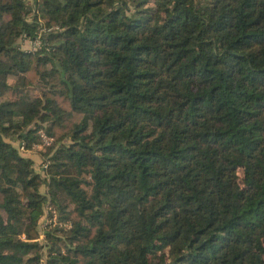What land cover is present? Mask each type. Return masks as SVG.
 Listing matches in <instances>:
<instances>
[{
  "label": "trees",
  "instance_id": "16d2710c",
  "mask_svg": "<svg viewBox=\"0 0 264 264\" xmlns=\"http://www.w3.org/2000/svg\"><path fill=\"white\" fill-rule=\"evenodd\" d=\"M42 259L264 264V0H0V264Z\"/></svg>",
  "mask_w": 264,
  "mask_h": 264
},
{
  "label": "rangeland",
  "instance_id": "374dc122",
  "mask_svg": "<svg viewBox=\"0 0 264 264\" xmlns=\"http://www.w3.org/2000/svg\"><path fill=\"white\" fill-rule=\"evenodd\" d=\"M6 18H8V15L6 16ZM32 41H34V40H31L29 38L20 37L17 40V43H19V45L23 49H28V50H33V51L38 50L41 44L35 49V45L33 44ZM16 78H17L16 76H9L8 79H9V81L14 82ZM32 89L33 90H28V89L23 88L22 90L19 91L18 97L19 96L21 97V96L27 95V94H29V95L32 94L33 95L34 92L37 91V87L36 88H32ZM34 103H35V104H33L34 106L35 105L38 106V101L37 100H35ZM80 117H81V115L79 113H75L74 114V119L75 120H79ZM40 130H41V132H44V133L46 132L47 133V131L45 130L44 127L39 128L38 131H40ZM52 144H53V142L50 145L46 144V145H43L41 147L37 146V147H35L33 152L32 151L31 152L30 151L26 152L28 154L32 153V155L34 156L35 167L38 170V172H40L42 177H44L46 175V173H45L46 169L45 168L49 164V159L48 158H44L43 152L50 150ZM240 175L242 176V170H240ZM41 190L43 192H46L47 191V186L46 185H42L41 186ZM63 198L65 200L69 201L68 197H66L64 194H63ZM70 206H73V205L71 204ZM58 219H59V209L57 208V206L51 200H49L47 202L46 206H45V214L41 217V220H40L41 222H40L39 228L41 229V232H43L41 234V239H43L44 236H45V234H44L45 230L51 229L54 226L59 224ZM62 225L66 226V227H69L70 223L65 221V222H62ZM22 237H25V234H22ZM45 261H46L45 259H42L41 260V264H46Z\"/></svg>",
  "mask_w": 264,
  "mask_h": 264
},
{
  "label": "built area",
  "instance_id": "2783aa9c",
  "mask_svg": "<svg viewBox=\"0 0 264 264\" xmlns=\"http://www.w3.org/2000/svg\"><path fill=\"white\" fill-rule=\"evenodd\" d=\"M33 42V44L35 45V49L41 44V40H40V38H36L34 41H32ZM40 132V134H41V136H42V141L41 142H39V143H34L33 144V146H32V148H27L26 147V145H25V143L24 142H22L21 144H20V149L22 150V151H28V150H33V149H35V147H41V146H43V145H46V144H51L52 142H53V140H54V137L52 136V135H50V134H48V133H44V132H41V130L39 131ZM70 226V225H69Z\"/></svg>",
  "mask_w": 264,
  "mask_h": 264
},
{
  "label": "crops",
  "instance_id": "0c3cea01",
  "mask_svg": "<svg viewBox=\"0 0 264 264\" xmlns=\"http://www.w3.org/2000/svg\"><path fill=\"white\" fill-rule=\"evenodd\" d=\"M29 151H30V152H31V151L33 152L34 149H33V150H28V151H22V152H23V153H24V152L26 153V152H29ZM26 154H28V153H26ZM28 155L31 156V157L34 159V156L32 155V153H30V154H28Z\"/></svg>",
  "mask_w": 264,
  "mask_h": 264
}]
</instances>
